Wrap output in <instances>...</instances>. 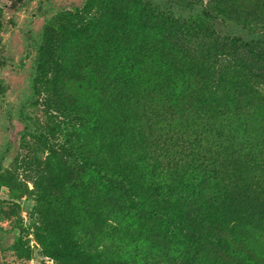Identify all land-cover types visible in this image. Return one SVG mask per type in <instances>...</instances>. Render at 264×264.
I'll return each mask as SVG.
<instances>
[{
    "label": "trees",
    "instance_id": "trees-1",
    "mask_svg": "<svg viewBox=\"0 0 264 264\" xmlns=\"http://www.w3.org/2000/svg\"><path fill=\"white\" fill-rule=\"evenodd\" d=\"M126 1L129 11L118 8L124 0H85L76 19L47 28L38 47L33 92L46 96L53 116L78 121L82 143L76 150L50 147L51 166L37 179V195L57 194L59 204L63 196L81 204L89 200L97 223L110 230L108 241L101 239L105 232L91 230L90 215L74 207L71 215L65 213V223L44 213L35 231L43 254L56 264H153L183 244L189 249L182 254L187 264L263 263L264 256L247 244L245 249L233 244L241 245L234 235L237 223L259 220L264 229V211L241 209L257 198L248 174L264 179V159L253 152L240 155L257 145L250 133L252 112L264 105V93L256 87L261 84L264 91V0ZM141 61L152 86L147 97L137 96ZM87 68L91 78L83 75ZM74 72L97 81L121 107L129 104L134 124L108 118L110 108H122L106 102L81 109L59 105L58 75ZM94 137L104 143L97 145ZM70 161L91 174L71 178ZM122 211L144 222L147 249L139 250L140 258L113 244L119 242L115 220ZM202 242L219 249L207 248L203 255Z\"/></svg>",
    "mask_w": 264,
    "mask_h": 264
},
{
    "label": "rangeland",
    "instance_id": "rangeland-1",
    "mask_svg": "<svg viewBox=\"0 0 264 264\" xmlns=\"http://www.w3.org/2000/svg\"><path fill=\"white\" fill-rule=\"evenodd\" d=\"M142 1L146 2V0ZM241 1V4L250 3L248 0ZM84 2L85 0H0V264H56L52 257L43 254L42 246L35 234L37 227L44 223L40 219V217H45L44 213L51 220L59 221L60 219L65 223L68 221V217L65 218V213L71 215L70 210L74 207L76 212L77 210L83 212V216L90 215L87 222L89 228L105 232V236H102L101 239L108 241L107 235L110 230L104 228L103 221L97 223L96 214L93 211L95 208H91L89 200H85L86 202L81 204L82 200L74 196H63L60 198L62 203L59 204L57 194L48 198L40 197L36 192L37 179L42 173L48 175V169L51 166L49 164L50 147H58L60 150L62 147L70 146L76 150L82 143L79 142L82 133L78 121L65 120L63 122L59 117L53 116L54 112L47 108L43 102L46 96L44 94L37 96L33 92L32 81L38 47L47 28H57L60 23L64 22L63 19L68 17L74 21L75 13ZM131 7L132 5L126 0L122 5L118 4L119 9L126 11H129ZM92 13L95 17L99 15L96 8L92 9ZM104 66L105 62L102 60L101 67ZM112 66V63H107V67L112 68ZM89 71L88 68L84 70V77L91 78ZM146 71L147 64L141 61L135 72V75L139 77L137 83L139 85L138 92L141 95H137L138 97L144 95L147 97L148 91L152 87L149 82L145 81ZM58 79L55 99L59 105L67 108H70L68 105H75L81 109L87 106L97 107L106 102L113 107H121L114 102L113 96H109L100 89L97 81L81 79L78 72H74L68 77L58 75ZM256 87L264 93L261 84H257ZM182 92L183 89L180 86L179 94L181 95ZM243 104L244 102L241 103V105ZM121 108L120 110L110 108L106 112L107 117L117 120L128 118L129 123L133 125L134 114L129 104L125 103ZM249 111H253V109L250 108ZM69 113L71 116L74 115L73 111H69ZM252 116H254V120L250 127V133L255 135L256 142L254 141V144L257 145L252 151L244 150L240 152V155L244 158L246 154L253 152L257 156L256 158L262 160L264 159V105L256 108L252 112ZM88 132H91L90 129ZM53 137L55 138L52 140ZM91 140L98 142L97 145L104 143L102 139L98 141L96 137ZM131 151L134 152L135 149L133 148ZM229 155L231 157V151H229ZM61 161L63 160L61 159ZM70 163L71 178L76 179L80 175L91 174L90 171H82V167L78 165L77 161H70ZM230 166L233 167V165ZM258 166L257 169L263 167L262 163ZM248 176L254 185L253 188L255 187V197L257 198L244 203L241 209H248L249 212H255V215L260 214L264 211V202L261 200L264 195V179H260L252 173ZM89 179L90 177L87 176L84 180L89 181ZM75 184L79 185V183ZM50 202H52V207L48 206ZM60 207L63 210L61 212ZM97 207L100 209L99 205ZM49 212L51 213L49 214ZM53 212H58V214L53 215ZM118 215L115 220L117 223L115 236L119 242L113 244L117 246L119 243L123 251L133 254L134 257L136 252L140 258L139 250L142 249L143 253V250L147 249L144 248L147 244H143V234L146 233L141 227V224H144L143 220L131 212L122 211ZM247 216L251 219L249 215ZM103 217L105 218V215ZM106 219L110 220L113 217L106 215ZM251 220L252 223H237L234 235L241 240L239 241L241 245L232 243L238 249H245V243L250 251L264 256V229L259 226V220ZM226 237L228 238V236ZM181 243L184 242L181 241ZM200 245L203 247V255L207 248L219 249V247L211 246V243L202 242ZM15 246L20 250H16ZM187 250L189 249L185 248L183 244L181 247L175 245L169 253L171 256H166L167 258L164 259L165 257L160 255L155 258L157 262L153 264H169L172 263L171 258L175 264H187L189 261L182 256L183 252ZM203 251L199 253L201 254ZM149 256L145 255L144 257ZM150 260L152 261L153 257ZM261 261L263 263L258 264H264V258ZM236 263L246 264L241 259H236ZM126 264H140V260Z\"/></svg>",
    "mask_w": 264,
    "mask_h": 264
}]
</instances>
